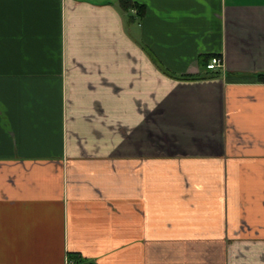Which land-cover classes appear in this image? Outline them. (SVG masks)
<instances>
[{
    "label": "crops",
    "instance_id": "obj_1",
    "mask_svg": "<svg viewBox=\"0 0 264 264\" xmlns=\"http://www.w3.org/2000/svg\"><path fill=\"white\" fill-rule=\"evenodd\" d=\"M136 1L0 0V264H264V0Z\"/></svg>",
    "mask_w": 264,
    "mask_h": 264
},
{
    "label": "trees",
    "instance_id": "obj_2",
    "mask_svg": "<svg viewBox=\"0 0 264 264\" xmlns=\"http://www.w3.org/2000/svg\"><path fill=\"white\" fill-rule=\"evenodd\" d=\"M120 7L127 12L130 11L131 9H136L137 13L135 15L131 14L130 16L131 20L134 19L141 20V18L144 16L146 11L145 4L140 3L136 0H120ZM185 78H193V77L185 76ZM69 256L71 258H74L78 262V264H86L84 259L76 253L73 254L71 253Z\"/></svg>",
    "mask_w": 264,
    "mask_h": 264
},
{
    "label": "built area",
    "instance_id": "obj_3",
    "mask_svg": "<svg viewBox=\"0 0 264 264\" xmlns=\"http://www.w3.org/2000/svg\"><path fill=\"white\" fill-rule=\"evenodd\" d=\"M223 65V61L219 56H214L211 61L207 64V68L210 70H216ZM66 264H78V262L71 258L70 256L67 257Z\"/></svg>",
    "mask_w": 264,
    "mask_h": 264
}]
</instances>
